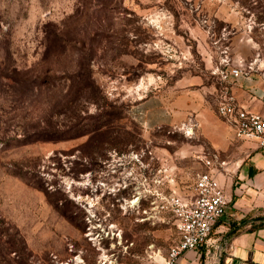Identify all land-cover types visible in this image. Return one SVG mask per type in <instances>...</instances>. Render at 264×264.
Wrapping results in <instances>:
<instances>
[{
  "label": "rangeland",
  "instance_id": "rangeland-1",
  "mask_svg": "<svg viewBox=\"0 0 264 264\" xmlns=\"http://www.w3.org/2000/svg\"><path fill=\"white\" fill-rule=\"evenodd\" d=\"M225 47L264 70V0H0V264H161L211 144L131 105Z\"/></svg>",
  "mask_w": 264,
  "mask_h": 264
},
{
  "label": "crops",
  "instance_id": "crops-1",
  "mask_svg": "<svg viewBox=\"0 0 264 264\" xmlns=\"http://www.w3.org/2000/svg\"><path fill=\"white\" fill-rule=\"evenodd\" d=\"M236 47L246 50L242 42ZM214 65L211 62L206 70L182 73L163 90L141 96L131 105L130 114L147 130L177 128L193 118L195 132L204 134L211 151L227 160L224 170L216 169L230 199L227 212L208 241L199 249L187 250L178 264L216 263L213 244L217 255L219 248L225 250L224 264H264V145L255 138L238 137L218 114L225 89L243 107L264 112V70L224 82L213 72Z\"/></svg>",
  "mask_w": 264,
  "mask_h": 264
},
{
  "label": "built area",
  "instance_id": "built-area-1",
  "mask_svg": "<svg viewBox=\"0 0 264 264\" xmlns=\"http://www.w3.org/2000/svg\"><path fill=\"white\" fill-rule=\"evenodd\" d=\"M255 62L249 65L244 59H239L233 64L229 47L222 49L221 59L214 69L221 81L229 82L231 77L249 75ZM264 103V92L262 95ZM218 112L220 116L232 125L238 137L258 139L264 145V112L253 111L243 107L235 95L225 89L218 101ZM196 121L190 118L184 122L179 129L187 135L195 132ZM203 162L205 170L196 175L194 189L195 195L184 198L180 195H172L170 204L176 218V226L179 239L172 244L161 264H178L179 258L190 249H199L208 241L215 225L227 212L230 199L225 187L220 182L216 169L224 170L227 160L217 151L204 153ZM73 250V246L69 247ZM77 254L73 259H60L56 254L53 258L56 264H81L83 259Z\"/></svg>",
  "mask_w": 264,
  "mask_h": 264
},
{
  "label": "bare ground",
  "instance_id": "bare-ground-1",
  "mask_svg": "<svg viewBox=\"0 0 264 264\" xmlns=\"http://www.w3.org/2000/svg\"><path fill=\"white\" fill-rule=\"evenodd\" d=\"M137 199H135L133 202H136Z\"/></svg>",
  "mask_w": 264,
  "mask_h": 264
},
{
  "label": "water",
  "instance_id": "water-1",
  "mask_svg": "<svg viewBox=\"0 0 264 264\" xmlns=\"http://www.w3.org/2000/svg\"><path fill=\"white\" fill-rule=\"evenodd\" d=\"M217 264H219V262H217Z\"/></svg>",
  "mask_w": 264,
  "mask_h": 264
}]
</instances>
